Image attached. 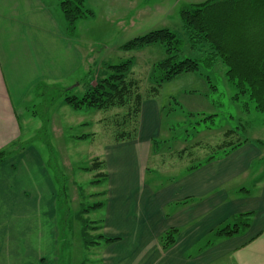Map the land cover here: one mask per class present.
Instances as JSON below:
<instances>
[{"label":"crops","instance_id":"obj_1","mask_svg":"<svg viewBox=\"0 0 264 264\" xmlns=\"http://www.w3.org/2000/svg\"><path fill=\"white\" fill-rule=\"evenodd\" d=\"M62 17L46 0H0V151L22 140L17 104L31 97L38 83L63 82L89 57L66 33ZM188 75L189 86L195 82L209 90L201 77ZM162 113L157 96L146 98L137 138L120 142L123 147L107 154L108 190L95 212L100 213L101 234L118 240L95 245L103 247L95 253L97 262L264 264L263 154L249 142L228 156L194 170L186 168L167 186H148L151 141L160 130ZM30 151L0 162V205L5 204L13 217L5 220L0 214V264H56L52 182L42 160ZM256 161L259 174L253 196L243 185H234L251 174ZM42 211L49 212V219L37 218ZM244 213H252L249 227L231 238L213 236ZM171 229L178 230L176 243L164 250L160 238ZM208 237L213 242L206 246ZM198 243L205 245L192 253Z\"/></svg>","mask_w":264,"mask_h":264},{"label":"rangeland","instance_id":"obj_2","mask_svg":"<svg viewBox=\"0 0 264 264\" xmlns=\"http://www.w3.org/2000/svg\"><path fill=\"white\" fill-rule=\"evenodd\" d=\"M46 1L58 17L60 14L62 16L58 0ZM206 1L87 0L85 9L91 10L94 16L80 21L72 36L79 50H84V54L89 57L78 71L58 85L70 88V93L79 98L97 80L109 76V65H119L130 59L134 64L131 77L139 81L144 98H153L149 97L148 78L155 64L167 57L165 47L158 43L133 51L122 49L128 42L152 31L169 29L182 40L179 59H193L201 63L199 73L188 74L201 77L209 90L205 89L206 85L203 87L195 82L191 84L195 86H189V79L186 80L190 76L188 74L179 75L159 88L157 99L163 106V113L160 130L151 144L146 177L148 186L154 182L156 185L167 186L186 168L196 166L212 155H222L219 147L226 141L225 133L229 130L235 131L229 141L234 144L245 141L254 143L264 156V116L255 110V105L247 97L235 99L238 91L228 82L227 68L218 63L213 69H207L202 63V53L191 49L183 30L181 10L189 4ZM56 91H52L54 100L49 98L50 95L43 99L42 96L32 94L22 104H17L22 128L21 144H26V150L31 149V154L42 160L40 165L45 168L46 176L52 182L53 219L57 229L58 249L56 264H99L95 253L103 247L86 246L85 232L93 242L97 241V236L102 235L98 222L100 213L92 211L86 215L83 210L105 200V194H94L104 193L108 190V184H92L98 171L88 172L86 168L96 158L105 161L113 148L123 147L114 141L113 133L117 130L115 122L122 121L127 108L100 111L85 107L76 110L66 105L62 98H54ZM212 115L217 116L213 120L207 119ZM44 119L47 121L45 127ZM82 136L87 138L79 139ZM34 138L37 139L26 143ZM254 164L251 174L246 177L247 181L243 177L234 185H243L253 196L257 194L254 192L259 162ZM241 180L244 182H239ZM5 206L0 205V214L3 213L5 220L13 218ZM48 213L42 211L37 218L47 220ZM230 221L221 228L228 225L233 228L236 220ZM84 225H87L86 231ZM208 240L213 242L211 237ZM204 245L198 243L191 248L192 253H199Z\"/></svg>","mask_w":264,"mask_h":264},{"label":"trees","instance_id":"obj_3","mask_svg":"<svg viewBox=\"0 0 264 264\" xmlns=\"http://www.w3.org/2000/svg\"><path fill=\"white\" fill-rule=\"evenodd\" d=\"M59 7L65 20L66 33L73 36L77 24L89 17H93L91 10L85 9L87 0H58ZM180 16L183 23V30L187 36L192 50L202 53V63L207 69H213L218 63L227 68L226 76L228 82L237 89L238 93L235 99L247 97L254 105L255 110L264 116V0H207L203 3L189 4L185 6ZM161 44L165 47L167 57L155 64L148 78L150 88L149 97H156L159 88L175 77L188 74L199 73L201 63L193 59H179L182 52V40L169 29L152 31L142 37H138L127 44L122 49L124 51H133L149 46L151 44ZM133 60H126L119 65H109V76L97 80L82 98L70 93V88H61L58 84L38 83L34 88L36 96H42L43 99L52 97V91L55 92L54 98H62L63 102L73 109L93 108L96 110L108 111L114 108H127V113L122 121L117 120V130L114 134V141L117 143L132 141L137 138L139 129V118L142 103L145 97L140 91V83L131 77ZM209 81V77L206 76ZM214 88V86H212ZM48 89L50 93L47 94ZM46 90V91H42ZM43 92V93H41ZM34 114V113H33ZM35 116V115H33ZM217 115H212L207 119L213 120ZM206 119V120H207ZM45 125L47 121L44 119ZM133 122V124H132ZM127 126H130L127 128ZM235 134L234 130L225 133L226 141L219 147L222 155H212L205 162L190 167L188 170H194L205 163L228 156L234 150L249 143L234 144L229 141ZM87 136L79 137L85 139ZM26 141V143H30ZM154 140L151 141V143ZM22 140L13 144L10 148L0 151V162H5L11 156L23 153L27 146L21 144ZM186 149H183L184 151ZM86 171H98L92 184L107 182L108 173L105 162L94 159ZM103 170V172H100ZM105 193H97L94 196H104ZM93 196V195H91ZM105 197V196H104ZM70 200V199H69ZM70 203V202H69ZM104 204L99 202L83 210L88 215L92 211L98 210ZM252 213L238 215L234 227L230 225L219 228L213 233L218 237H233L243 229L250 226ZM87 225H84L86 231ZM96 227H94L95 229ZM96 231V230H94ZM178 230L171 229L166 232L160 242L164 250L169 249L176 243ZM85 244L93 247L104 240L105 242H114L117 238H106L99 235L96 242L88 239V233L85 232ZM212 242L208 241L207 245Z\"/></svg>","mask_w":264,"mask_h":264}]
</instances>
